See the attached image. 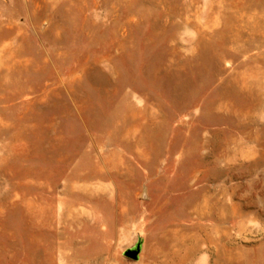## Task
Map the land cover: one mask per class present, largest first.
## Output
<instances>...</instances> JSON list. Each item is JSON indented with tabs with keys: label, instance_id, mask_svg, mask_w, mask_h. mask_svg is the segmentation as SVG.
Returning a JSON list of instances; mask_svg holds the SVG:
<instances>
[{
	"label": "rangeland",
	"instance_id": "374dc122",
	"mask_svg": "<svg viewBox=\"0 0 264 264\" xmlns=\"http://www.w3.org/2000/svg\"><path fill=\"white\" fill-rule=\"evenodd\" d=\"M166 260L264 264V0H0V264Z\"/></svg>",
	"mask_w": 264,
	"mask_h": 264
},
{
	"label": "water",
	"instance_id": "95a60500",
	"mask_svg": "<svg viewBox=\"0 0 264 264\" xmlns=\"http://www.w3.org/2000/svg\"><path fill=\"white\" fill-rule=\"evenodd\" d=\"M142 250H143V242L139 241L135 246L127 249L124 252V256L125 258L133 262H138L141 259Z\"/></svg>",
	"mask_w": 264,
	"mask_h": 264
},
{
	"label": "crops",
	"instance_id": "0c3cea01",
	"mask_svg": "<svg viewBox=\"0 0 264 264\" xmlns=\"http://www.w3.org/2000/svg\"><path fill=\"white\" fill-rule=\"evenodd\" d=\"M159 255H162V252H160ZM187 256H189V255H187ZM167 263H168L167 260L163 262V264H167Z\"/></svg>",
	"mask_w": 264,
	"mask_h": 264
}]
</instances>
